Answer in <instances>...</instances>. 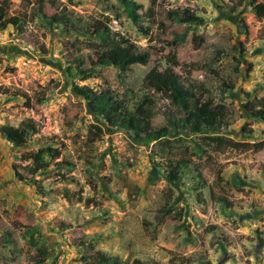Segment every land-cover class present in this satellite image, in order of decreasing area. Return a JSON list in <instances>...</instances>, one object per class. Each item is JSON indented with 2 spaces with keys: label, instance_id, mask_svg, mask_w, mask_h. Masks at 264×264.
Returning <instances> with one entry per match:
<instances>
[{
  "label": "rangeland",
  "instance_id": "1",
  "mask_svg": "<svg viewBox=\"0 0 264 264\" xmlns=\"http://www.w3.org/2000/svg\"><path fill=\"white\" fill-rule=\"evenodd\" d=\"M8 1V16L21 20L0 28V264H86L98 251L146 264H264V233H258L264 230V147H255L264 142V119L247 109L258 108L264 97V18L251 1L233 10L229 0H135L143 6L142 30L120 0ZM184 7L202 20L181 22ZM60 14L82 24L100 19L157 53L128 71L97 65L93 44L99 40L56 21ZM241 46L250 71L245 64L236 69ZM218 49L224 53L215 61ZM173 54L176 61H167ZM77 60L89 77L78 75ZM155 65L172 67L187 84H204L226 105L221 132L172 130L160 139L167 143L143 142L133 108ZM226 84L235 87L226 90ZM76 85L111 90L130 113L105 119ZM184 94L197 101L193 88ZM39 96L46 100L38 103ZM155 96L152 124L162 126L168 123L164 110L173 106ZM28 118L37 120L39 131L26 145L3 136V125ZM93 124L104 132L89 144ZM43 146L58 147L62 155L35 175L38 185L21 180L16 168L29 178L25 157ZM62 159L68 164H57ZM179 160L186 163L172 178ZM80 188L95 204L67 197Z\"/></svg>",
  "mask_w": 264,
  "mask_h": 264
},
{
  "label": "trees",
  "instance_id": "2",
  "mask_svg": "<svg viewBox=\"0 0 264 264\" xmlns=\"http://www.w3.org/2000/svg\"><path fill=\"white\" fill-rule=\"evenodd\" d=\"M246 1L248 0H229L227 5L231 6L234 10ZM249 1L254 5L256 15L259 18H264V1ZM120 2L134 24L142 30L140 26L142 17L140 10L143 7L142 4L137 3L135 0H120ZM152 4H157V0H152ZM9 9L10 2L8 0L0 3V28L2 29L8 24L17 27L21 20L18 16H8ZM54 19L60 22L73 23L74 27L81 33L91 34L99 40L93 44L97 65H114L120 67L123 71H128L136 64L148 65L152 56L157 53L155 49L142 48L129 36L112 30L107 23H103L100 19L94 17L90 18L89 21L84 24H82L81 19L73 20V18L67 14L54 16ZM179 20L183 23H193L200 22L202 18L198 16L192 8L184 7L179 16ZM194 39L197 41L199 36H194ZM243 49L242 46L238 48L240 57L238 58L236 69L239 71L241 65L245 64L250 71L252 70L253 64L248 62L246 52ZM223 53L224 51L221 49L216 50L214 54L215 61L218 60ZM167 61L174 63L176 61V55L173 54L172 58H169ZM77 62L78 75L83 78L89 77V69L83 68L80 64V60H77ZM143 81L147 92L141 96L139 102L133 108L135 123L145 135L143 142L159 140V142H157L159 144L167 143V140L161 141L160 139L168 137L172 130H184L187 133L193 134L219 133L223 125L227 123L226 120L229 112L226 105L221 102H216L215 97L209 93V90L205 88L204 84H187L181 75L170 66L166 69H162L160 66L155 65L146 74ZM234 87V84H226V90ZM75 88L77 93L87 100L91 111L103 115L107 120L112 119L119 113H130L127 101L118 98L117 95L109 89H102L99 91L94 90L88 85H76ZM190 88H193L197 94V101L195 103L184 94ZM149 90H154V93L150 94ZM155 95H163L169 98L173 106L171 109L166 108V110H164L163 114L168 123L162 126H154L152 124L153 118L157 115V111H155ZM23 96L26 97L25 104L31 106L30 98L27 94H23ZM45 100L46 98L44 96H39L37 98L38 103H42ZM258 103V108L250 109L247 107V109L252 117L264 119V97L260 98ZM1 131L8 141L17 146H23L29 142L33 134L39 131V126L37 120L28 118L22 121L19 126L5 124L1 127ZM103 132L102 126L93 124L89 129L87 142L89 144L95 143L101 135H103ZM255 147L261 150L264 147V142L255 144ZM61 155V150L53 146H43L37 151L28 152L25 157L28 164L23 166V168L30 177L28 178V176L23 175L18 168H16V174L21 180L27 179L38 185L39 182L35 178V175L40 171L47 170ZM185 163V160H179L176 165L172 166L170 173L172 178L178 176V169L185 165ZM57 164H68V161L62 159L57 162ZM83 191V188L73 193L67 191V197L70 200L76 199L79 202L85 201L87 205L95 204L94 197L84 199ZM169 198L171 199V197ZM211 199L216 202L229 204L224 195H213L211 193ZM168 205L169 202H166L164 206L159 209L158 214L161 216L164 215ZM258 233L262 234L264 230L258 231ZM86 264L146 263L140 258H135L132 262L122 261L118 255H109L98 251L89 256Z\"/></svg>",
  "mask_w": 264,
  "mask_h": 264
},
{
  "label": "built area",
  "instance_id": "3",
  "mask_svg": "<svg viewBox=\"0 0 264 264\" xmlns=\"http://www.w3.org/2000/svg\"><path fill=\"white\" fill-rule=\"evenodd\" d=\"M152 93H154V90H152Z\"/></svg>",
  "mask_w": 264,
  "mask_h": 264
}]
</instances>
